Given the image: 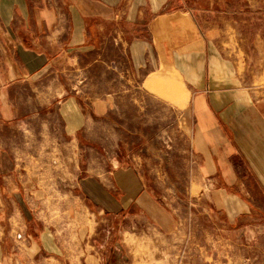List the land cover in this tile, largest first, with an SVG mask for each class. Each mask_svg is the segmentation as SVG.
I'll list each match as a JSON object with an SVG mask.
<instances>
[{
	"label": "crops",
	"instance_id": "1",
	"mask_svg": "<svg viewBox=\"0 0 264 264\" xmlns=\"http://www.w3.org/2000/svg\"><path fill=\"white\" fill-rule=\"evenodd\" d=\"M233 1L231 10L226 0H0V220L7 216L17 221L19 252L62 264L77 253L69 250L70 222L77 223V237L85 241L92 237L85 218L92 215L89 208L104 210L99 198L105 184L92 176L77 178L76 170L73 183L79 194L74 184L64 189L62 213L52 222L50 216L43 218L38 207L47 199L46 190L21 172L3 145L6 128L15 126L22 112L13 105L11 93L21 87L38 95L51 76L63 79L70 66L79 75L96 63L125 66V95L147 93L132 85L135 79L144 86L153 75L179 83L187 102L173 108L183 116L208 211L225 228L246 226L254 216L264 219V87H252L241 67L248 58L238 53L241 29L225 20L247 9L241 0ZM251 1L247 13L257 5ZM211 13L222 22L212 24ZM60 87L52 96L67 93ZM109 94L108 102H60L56 113L64 134L76 143L86 142L93 124L101 122L92 118L96 111L108 116L106 112L118 110V93L111 89ZM113 124L118 126L117 121ZM139 172L133 165L116 172L125 176L123 202L143 212V221L161 226L170 214L145 188ZM94 248L89 242L80 247L84 264H100Z\"/></svg>",
	"mask_w": 264,
	"mask_h": 264
},
{
	"label": "rangeland",
	"instance_id": "2",
	"mask_svg": "<svg viewBox=\"0 0 264 264\" xmlns=\"http://www.w3.org/2000/svg\"><path fill=\"white\" fill-rule=\"evenodd\" d=\"M256 1L257 5L250 7L252 13H247L253 1L241 0L246 12L227 16L225 21L241 29L239 42L243 45L238 53L248 56L241 63L248 83L264 87V0ZM226 2L233 10L234 1ZM208 20L212 24L222 22L212 13ZM109 66L96 63L80 75L70 66L63 79L51 76L44 88H38V95H30L21 87L20 91L15 89L18 93H11L13 105L22 112L15 126L6 128L3 145L21 172L46 190L47 199L38 207L40 216H50V222L59 217V205L66 199L63 190L75 183L76 170L77 178L92 176L105 184L99 198L104 210L89 208L92 215L89 219L84 216L92 237L80 242L75 231L77 223L70 222L69 250L77 253L68 255L62 264H84L80 247L86 242L98 250L100 264H264V219L254 216L246 226L225 228L208 211L206 192L190 158L183 116L174 110L187 102L182 86L153 75L146 87L140 79L132 84L146 94L125 95L129 86L125 66ZM61 84L67 93L52 96L53 89L61 88ZM111 89L118 93V110L106 112L108 116L96 111L92 118H100L101 122L93 124L86 142L76 143L72 135L64 134L56 113L60 102L67 98L81 104L108 102ZM175 92L176 98L180 96L178 101L174 100ZM110 118L112 123L105 120ZM125 165L139 169L145 188L170 214L168 222L155 226L149 219L143 221L145 216L137 207L125 206V176L116 174ZM88 169L102 170L91 173ZM96 173L99 176L91 175ZM88 190L94 193V188ZM74 192L79 194L77 186ZM54 225L59 228L61 224ZM18 228L13 218L0 220V264H58L52 258L32 260L19 252L15 238Z\"/></svg>",
	"mask_w": 264,
	"mask_h": 264
}]
</instances>
